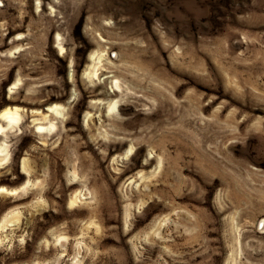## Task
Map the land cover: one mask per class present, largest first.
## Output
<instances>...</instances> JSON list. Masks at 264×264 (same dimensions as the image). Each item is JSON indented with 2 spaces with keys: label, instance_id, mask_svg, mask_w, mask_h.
<instances>
[{
  "label": "rangeland",
  "instance_id": "rangeland-1",
  "mask_svg": "<svg viewBox=\"0 0 264 264\" xmlns=\"http://www.w3.org/2000/svg\"><path fill=\"white\" fill-rule=\"evenodd\" d=\"M5 107L0 264H264V0H0Z\"/></svg>",
  "mask_w": 264,
  "mask_h": 264
},
{
  "label": "bare ground",
  "instance_id": "bare-ground-1",
  "mask_svg": "<svg viewBox=\"0 0 264 264\" xmlns=\"http://www.w3.org/2000/svg\"><path fill=\"white\" fill-rule=\"evenodd\" d=\"M57 109H59L58 105H53V106L48 107V111L57 110ZM18 116L19 114H18L17 108L5 107L4 109L0 111V117L2 119H7L8 125H11L12 122L16 121ZM40 128H42V126H40ZM2 132H3V125L0 124V133Z\"/></svg>",
  "mask_w": 264,
  "mask_h": 264
}]
</instances>
